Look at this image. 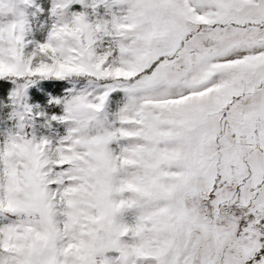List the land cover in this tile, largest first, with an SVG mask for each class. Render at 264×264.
Instances as JSON below:
<instances>
[{
  "label": "snow or ice",
  "instance_id": "6c2138e0",
  "mask_svg": "<svg viewBox=\"0 0 264 264\" xmlns=\"http://www.w3.org/2000/svg\"><path fill=\"white\" fill-rule=\"evenodd\" d=\"M72 2L38 63L0 59L96 83L56 141L0 140V264H264V0Z\"/></svg>",
  "mask_w": 264,
  "mask_h": 264
},
{
  "label": "rangeland",
  "instance_id": "374dc122",
  "mask_svg": "<svg viewBox=\"0 0 264 264\" xmlns=\"http://www.w3.org/2000/svg\"><path fill=\"white\" fill-rule=\"evenodd\" d=\"M55 0H10L11 8L8 12H0V22L18 19L21 22L19 31L23 35L24 52L32 55L38 50V44L45 42L52 24L57 20L52 8ZM93 0H73L66 14L74 11H84L89 19L108 18L118 5L114 0H97L96 7ZM42 54L32 56L33 62L38 63ZM0 80L12 83L13 88L4 98L0 95V140L8 133L20 132L27 138L39 140L46 137L56 141L66 134L69 122L53 119L63 115V98L73 92L94 89L96 83L86 76L55 77L39 74L31 76H4ZM62 80L69 83L65 93L61 96L46 95L42 99L31 97L32 88L41 82ZM111 95V94H110ZM58 99L60 102H58ZM59 108L60 111H56Z\"/></svg>",
  "mask_w": 264,
  "mask_h": 264
},
{
  "label": "clouds",
  "instance_id": "9594fccd",
  "mask_svg": "<svg viewBox=\"0 0 264 264\" xmlns=\"http://www.w3.org/2000/svg\"><path fill=\"white\" fill-rule=\"evenodd\" d=\"M11 4L5 3L0 7V12H8ZM15 21V27H11V22ZM21 22L18 19L0 22V59L4 61L2 65L5 69L12 66L16 71L25 72L33 53L40 54L37 50L32 55H26L24 52L23 35L19 31ZM41 58H43L41 56Z\"/></svg>",
  "mask_w": 264,
  "mask_h": 264
},
{
  "label": "trees",
  "instance_id": "16d2710c",
  "mask_svg": "<svg viewBox=\"0 0 264 264\" xmlns=\"http://www.w3.org/2000/svg\"><path fill=\"white\" fill-rule=\"evenodd\" d=\"M69 83L62 80H51L47 82H41L38 86L32 88L31 90V97L32 99H42L46 95L51 96H61L65 93L66 89L68 88ZM13 85L11 82L6 80H0V95L6 98L10 91L12 90ZM56 111H60L59 108H56Z\"/></svg>",
  "mask_w": 264,
  "mask_h": 264
}]
</instances>
